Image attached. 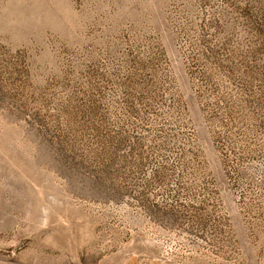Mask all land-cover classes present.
Returning a JSON list of instances; mask_svg holds the SVG:
<instances>
[{"label":"rangeland","instance_id":"rangeland-1","mask_svg":"<svg viewBox=\"0 0 264 264\" xmlns=\"http://www.w3.org/2000/svg\"><path fill=\"white\" fill-rule=\"evenodd\" d=\"M0 264H264V0H0Z\"/></svg>","mask_w":264,"mask_h":264}]
</instances>
